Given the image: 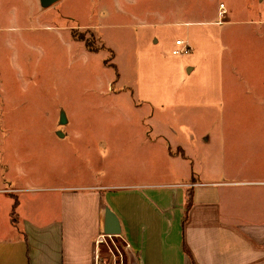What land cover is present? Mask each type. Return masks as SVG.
I'll return each instance as SVG.
<instances>
[{
    "label": "rangeland",
    "instance_id": "rangeland-1",
    "mask_svg": "<svg viewBox=\"0 0 264 264\" xmlns=\"http://www.w3.org/2000/svg\"><path fill=\"white\" fill-rule=\"evenodd\" d=\"M218 1L57 0L42 7L39 0H0L5 174L67 184L195 180L198 151L204 163L212 157L202 136L222 123L264 121L248 105L214 117L220 103L207 92L201 63L186 72L192 54L204 51L171 53L174 39L196 42L191 37L203 28L188 21ZM161 129L165 136L156 134ZM176 141L188 157H169Z\"/></svg>",
    "mask_w": 264,
    "mask_h": 264
},
{
    "label": "crops",
    "instance_id": "crops-1",
    "mask_svg": "<svg viewBox=\"0 0 264 264\" xmlns=\"http://www.w3.org/2000/svg\"><path fill=\"white\" fill-rule=\"evenodd\" d=\"M210 9L188 21L203 29L185 41L204 52L192 54L186 72L201 63L207 92L220 103L214 117L247 105L264 117V0H221ZM202 139L211 166L198 151L187 183L67 184L9 177L0 165V264H264V121L222 123ZM175 145L169 157L189 156ZM106 208L117 226L106 224ZM112 228L119 234H105Z\"/></svg>",
    "mask_w": 264,
    "mask_h": 264
},
{
    "label": "water",
    "instance_id": "water-1",
    "mask_svg": "<svg viewBox=\"0 0 264 264\" xmlns=\"http://www.w3.org/2000/svg\"><path fill=\"white\" fill-rule=\"evenodd\" d=\"M56 1L57 0H39V3L42 7H48ZM63 122H65V116H64V112L61 111V122H60V124H63ZM58 133L61 134L60 132H58ZM105 220H106V224H107V221L108 222L110 221V223H112V226H117L116 225V216L114 215V213L109 208L105 209ZM106 224H105V226H106ZM104 232H105V234L117 235V234H119V229L112 228L111 230H105Z\"/></svg>",
    "mask_w": 264,
    "mask_h": 264
},
{
    "label": "built area",
    "instance_id": "built-area-1",
    "mask_svg": "<svg viewBox=\"0 0 264 264\" xmlns=\"http://www.w3.org/2000/svg\"><path fill=\"white\" fill-rule=\"evenodd\" d=\"M220 15H224L225 9L223 8V4L219 5ZM191 51V46L187 41H183L182 39H175V46L172 49V55H187Z\"/></svg>",
    "mask_w": 264,
    "mask_h": 264
},
{
    "label": "trees",
    "instance_id": "trees-1",
    "mask_svg": "<svg viewBox=\"0 0 264 264\" xmlns=\"http://www.w3.org/2000/svg\"><path fill=\"white\" fill-rule=\"evenodd\" d=\"M191 206V199L188 198L185 204V210L187 211V209Z\"/></svg>",
    "mask_w": 264,
    "mask_h": 264
}]
</instances>
